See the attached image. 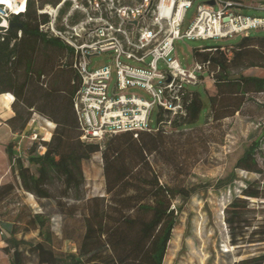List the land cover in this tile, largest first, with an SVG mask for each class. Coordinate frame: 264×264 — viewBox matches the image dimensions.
Listing matches in <instances>:
<instances>
[{"label": "trees", "instance_id": "1", "mask_svg": "<svg viewBox=\"0 0 264 264\" xmlns=\"http://www.w3.org/2000/svg\"><path fill=\"white\" fill-rule=\"evenodd\" d=\"M58 2L40 0L37 6L34 0H26L25 10L7 19L21 27H0V94L10 93L14 98V116L9 123L28 114L22 128L34 112L56 124L48 141L31 143L24 160L10 141L6 146L10 170L19 188L37 199L51 198L48 185L52 176L61 179L62 196L69 197L79 193L82 162L100 153L104 195L80 197V213L75 202L69 207L72 216L79 214L80 225L63 229L61 240L74 244L75 252L55 246L54 233L41 213L31 215L27 222L38 231L39 241L17 239L10 231L2 237L1 250L10 256L9 264H27L26 253L36 258L35 264H162L176 224L173 202L188 199L193 190L162 183L156 168L159 160L180 173L186 166L187 144L196 141L195 134L186 128L194 131L207 122L206 117L220 124L253 102V95L264 92V77L240 72L264 70V36L249 33L232 46L192 49L193 62L203 66L213 79L214 93L208 96L202 124L198 122L204 102L199 92L192 90L183 98L185 114L173 118L169 129L120 132L101 142H88L81 140L73 108L81 85L74 50L44 29L49 17L38 12L45 4L55 6ZM68 5L60 10L61 15ZM173 133L179 138H173ZM259 147V141L252 142L234 164L235 169L258 174L259 179L247 181L223 209L229 244L237 257L233 264H264V173L256 157ZM232 180L233 173L217 180L215 188ZM15 188L13 183L0 185V202Z\"/></svg>", "mask_w": 264, "mask_h": 264}, {"label": "rangeland", "instance_id": "2", "mask_svg": "<svg viewBox=\"0 0 264 264\" xmlns=\"http://www.w3.org/2000/svg\"><path fill=\"white\" fill-rule=\"evenodd\" d=\"M34 1L37 6L40 4V0ZM141 1L59 0L55 6L45 4L38 12L47 14L50 20L48 27L52 25L56 29L66 30L68 31L67 34L72 31L77 32L80 37H77L76 42L81 44L92 40V37L87 34L89 28L91 29L96 25L119 24L114 15L117 7H134ZM158 1L153 0V3L157 4ZM209 1L211 0H196L194 2L176 0L175 15L169 21L160 22V27L163 30L161 36L172 34L173 29L180 22L178 19L181 18L177 19L176 12L177 14L182 13L188 3L191 4V7L185 11L180 24L182 33L190 27L194 20L195 22L198 21L200 13L203 20L200 19L197 25H211L213 17L208 18L204 12L219 11L223 15L232 14L231 19L234 15L264 18V0H225L231 3V6L226 8H222L219 4L210 5ZM168 2L166 1L167 4ZM66 3H69L68 8L61 15L60 10ZM152 8L154 9V5ZM153 16L154 13L151 10L146 17L137 21L138 25L140 27L151 25ZM218 21L214 26L219 25ZM123 23L127 30H131L129 23ZM249 33L264 36V28L253 29L248 33H232L226 37L212 39L175 40L172 56L184 69H188L194 65L193 48L214 44L232 46L242 36ZM110 64L111 58L108 54L95 55L91 57L89 68H98ZM240 72L245 76L264 77V70L261 68H249ZM196 75L198 77L195 80V85H187L186 89L198 91L204 102L198 122V124H202L201 121L207 109V99L209 95L214 93V87L213 79L208 73L203 72ZM114 83L115 72L112 70V78L109 82L110 89L113 88ZM120 93L125 96H138L144 100L150 99L140 87H129ZM252 100L253 102L246 104L240 113L224 119L220 124L211 123L210 118L206 117L207 122L197 129L195 128L194 131L186 128L185 131L195 134L196 141L187 144L184 153L186 166L182 168L180 173H174L169 165L159 160L160 163L156 168L162 183L171 186L184 185L193 190L188 199H177L173 202L177 210L176 224L167 244L162 264H168V262L169 264H233L237 260L235 248L229 244L227 228L223 221V209L232 196L240 192L247 181L259 179L258 174L234 167L236 160L242 155L245 148L254 141L260 143L256 157L264 173V92L253 95ZM26 116L28 114H23L9 123L12 117L0 125V185L13 183L16 187L10 195L0 202V264H9L10 256L6 255L1 247L4 246L2 237L9 236L10 231L14 232L17 239H24V241L34 243L41 239L38 231L27 224L29 217L35 213H41L47 218L49 230L54 233V244L58 249L75 252L74 244L65 243L61 240L63 229L67 230L76 224L80 225L79 214L72 216L69 207L75 202L76 207L78 205L76 211L80 213L82 209L80 197L85 199L104 195V177L100 153H94L88 161L82 162L83 181L78 189V194L71 193L69 197L62 196L64 186L57 176H52L48 185L51 192L50 199H37L19 188L17 179L10 170L6 150L7 144L10 141L13 142L14 152L24 160L31 143L39 140L48 141L49 139H46L47 133L51 134L56 126L55 123L48 122L43 116L31 112L26 124L20 128ZM167 119L172 121L173 116L169 115ZM152 120H155V113ZM175 134L172 137L179 138L178 134ZM65 146L67 147V140ZM60 151L65 152V149L62 148ZM232 173L233 180L231 183L219 189L215 188L217 180ZM58 202L59 204H57ZM23 248L27 250L24 245H22ZM25 260L27 264H35L36 262V258L28 253H26Z\"/></svg>", "mask_w": 264, "mask_h": 264}, {"label": "built area", "instance_id": "3", "mask_svg": "<svg viewBox=\"0 0 264 264\" xmlns=\"http://www.w3.org/2000/svg\"><path fill=\"white\" fill-rule=\"evenodd\" d=\"M166 1L170 4V15L160 10V5H166ZM213 1L222 8L231 6L225 0ZM175 5L176 0H159L157 4L153 0H142L134 7H117L114 15L119 24L89 28L87 34L92 40L87 43L77 44L76 39L80 35L75 31L67 34L68 31L56 29L52 25L44 27L74 50V66L81 77V85L74 96L73 108L82 132L81 140L101 142L106 136L120 132L165 131L171 124L166 113L173 118L185 114L183 98L189 92L186 86L195 85L196 74L206 70L195 63L191 68L184 69L172 56L175 40L212 39L264 28V18L234 15L231 19L232 14L223 15L219 11H212L204 12L208 18L213 17L211 25H197L202 17L199 12L198 21L194 20L182 33L180 24L185 11L191 7L188 3L172 34L161 36L163 30L160 22L169 21L175 15ZM151 10L154 13L151 25L140 27L137 21L146 17ZM12 14L18 13L0 5V17L4 21L7 22ZM217 21L219 25L215 27ZM123 22L129 23L131 30H127ZM101 54H108L111 64L89 68L91 57ZM87 55H90L89 59ZM112 70L115 72V83L110 89ZM129 87L142 88L150 99L120 93Z\"/></svg>", "mask_w": 264, "mask_h": 264}, {"label": "bare ground", "instance_id": "4", "mask_svg": "<svg viewBox=\"0 0 264 264\" xmlns=\"http://www.w3.org/2000/svg\"><path fill=\"white\" fill-rule=\"evenodd\" d=\"M0 5H3L7 10L13 11L14 13H21V12H23L25 10V1L18 2L17 0H0ZM160 10L165 15H170V10H171L170 4H166V5L162 4V5H160ZM180 14H181V12H179L177 14V16H176L177 19L180 17ZM201 19L203 20V18H201ZM2 24L5 25V22H2ZM2 96H3V100L7 104L11 103L13 101V99H14L12 94H10V93H5ZM50 136H51V134L48 132L47 135H46V139L48 140L50 138ZM168 264H169V262H168Z\"/></svg>", "mask_w": 264, "mask_h": 264}, {"label": "crops", "instance_id": "5", "mask_svg": "<svg viewBox=\"0 0 264 264\" xmlns=\"http://www.w3.org/2000/svg\"><path fill=\"white\" fill-rule=\"evenodd\" d=\"M14 116V113L11 109V103H6L3 100L2 94H0V125L3 124L4 121L10 119Z\"/></svg>", "mask_w": 264, "mask_h": 264}, {"label": "water", "instance_id": "6", "mask_svg": "<svg viewBox=\"0 0 264 264\" xmlns=\"http://www.w3.org/2000/svg\"><path fill=\"white\" fill-rule=\"evenodd\" d=\"M209 4H210V5H214L215 2H214L213 0H211V1H209ZM2 22H5V25H3ZM133 23H135V22H133ZM6 25H7V27H21V24H17V23H8V22L4 21V20L0 17V26H6ZM89 58H90V55H87V59H89ZM168 80H169V79H168Z\"/></svg>", "mask_w": 264, "mask_h": 264}]
</instances>
